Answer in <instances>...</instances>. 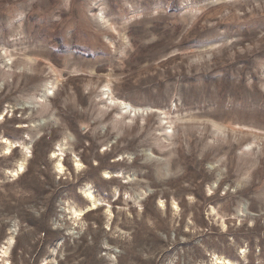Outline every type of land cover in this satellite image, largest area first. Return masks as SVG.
<instances>
[{"label":"rangeland","instance_id":"1","mask_svg":"<svg viewBox=\"0 0 264 264\" xmlns=\"http://www.w3.org/2000/svg\"><path fill=\"white\" fill-rule=\"evenodd\" d=\"M3 139L0 264H264V0H0Z\"/></svg>","mask_w":264,"mask_h":264},{"label":"bare ground","instance_id":"2","mask_svg":"<svg viewBox=\"0 0 264 264\" xmlns=\"http://www.w3.org/2000/svg\"><path fill=\"white\" fill-rule=\"evenodd\" d=\"M0 143L7 145V147L5 149V153L7 155H10L12 153L13 148H14V143H12L11 141H9L8 139H3ZM62 165L63 164H61V162H60L59 163V169H61V170H63V166ZM77 167H79V164H77ZM20 170H22V167H21ZM83 194H84V199H86V201L90 204L89 207H88L89 208L88 210H96L99 207L100 204H99L98 199L95 196V193L92 190L87 189V190L84 191ZM74 215L77 216V217H80L81 216V214L78 213V212H75ZM13 241H14V238L12 237L9 240V245L12 244ZM6 254H8V253L7 252H4L2 254V257L0 255V260H2V258L4 256H6ZM223 262H225V261L223 260Z\"/></svg>","mask_w":264,"mask_h":264}]
</instances>
